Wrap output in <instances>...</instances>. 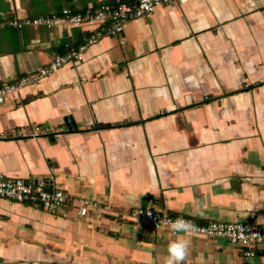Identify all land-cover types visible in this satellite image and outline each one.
I'll return each mask as SVG.
<instances>
[{
    "label": "crops",
    "instance_id": "crops-1",
    "mask_svg": "<svg viewBox=\"0 0 264 264\" xmlns=\"http://www.w3.org/2000/svg\"><path fill=\"white\" fill-rule=\"evenodd\" d=\"M114 0H0V20ZM85 27H0V85L77 47ZM42 130L35 137L18 130ZM45 129V130H44ZM51 132H45L49 131ZM0 174L52 177L101 209L79 218L0 199V264H264L221 238L154 230L134 209L264 226V0H175L0 104Z\"/></svg>",
    "mask_w": 264,
    "mask_h": 264
},
{
    "label": "built area",
    "instance_id": "built-area-1",
    "mask_svg": "<svg viewBox=\"0 0 264 264\" xmlns=\"http://www.w3.org/2000/svg\"><path fill=\"white\" fill-rule=\"evenodd\" d=\"M174 1L114 0L112 5L101 4L93 10L85 9L84 11L74 12L70 8H64L58 13L47 16L0 20V27L8 26L18 30L26 26L51 29L62 25L89 29L88 36L77 47L69 48L64 53L55 54L50 62L35 71L22 75L15 80L2 83L0 85V104L20 90L38 85L43 79L53 75L64 66L82 62L88 48L100 39L119 35L128 22L148 18L156 8L162 5H170ZM41 130L39 126H33L32 130L29 131L28 129L18 130V134L35 137L42 132ZM45 132H51V130ZM0 199L10 203L37 207L50 215L61 214L68 207H72L79 218H84L90 212L101 209L100 202L91 198L73 196L59 188L52 177L22 179L0 174ZM128 217L130 221L145 224L154 230H169L167 225L161 223V221L178 218L172 217L164 211L151 209H134ZM179 218H183L191 224L190 231L185 233L224 239L230 245L243 249L245 257L254 256L253 250L259 249L264 244V226L256 223L253 216L241 222L209 221L204 224H196L185 217Z\"/></svg>",
    "mask_w": 264,
    "mask_h": 264
},
{
    "label": "clouds",
    "instance_id": "clouds-1",
    "mask_svg": "<svg viewBox=\"0 0 264 264\" xmlns=\"http://www.w3.org/2000/svg\"><path fill=\"white\" fill-rule=\"evenodd\" d=\"M161 223L166 224L173 233H185L191 229L190 222L179 217L175 220L161 221ZM188 243L182 236L170 240L165 247L164 264H182L188 254Z\"/></svg>",
    "mask_w": 264,
    "mask_h": 264
}]
</instances>
